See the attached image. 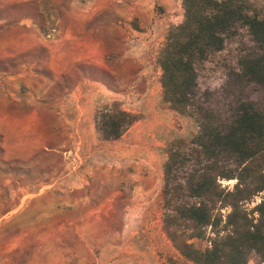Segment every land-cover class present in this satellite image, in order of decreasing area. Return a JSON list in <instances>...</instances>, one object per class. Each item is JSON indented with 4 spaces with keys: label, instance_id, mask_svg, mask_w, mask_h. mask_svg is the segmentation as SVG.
Returning <instances> with one entry per match:
<instances>
[{
    "label": "rangeland",
    "instance_id": "374dc122",
    "mask_svg": "<svg viewBox=\"0 0 264 264\" xmlns=\"http://www.w3.org/2000/svg\"><path fill=\"white\" fill-rule=\"evenodd\" d=\"M182 21L180 0H0V264H192L161 195L170 145L198 131L162 99L157 59ZM260 52L239 29L197 68L198 102L221 122L239 101L264 107L239 66ZM114 106L136 120L103 141L96 116Z\"/></svg>",
    "mask_w": 264,
    "mask_h": 264
},
{
    "label": "trees",
    "instance_id": "16d2710c",
    "mask_svg": "<svg viewBox=\"0 0 264 264\" xmlns=\"http://www.w3.org/2000/svg\"><path fill=\"white\" fill-rule=\"evenodd\" d=\"M183 21L168 30L157 59L162 99L194 119L198 131L172 143L163 164V222L179 254L192 264H264V107L239 101L230 123L198 102L197 68L239 29L260 48L239 60L241 76L264 89V4L249 0H180ZM114 106L96 116L103 141L135 122ZM219 180H235L232 188ZM261 193L252 209L245 206ZM191 239L206 240L199 249Z\"/></svg>",
    "mask_w": 264,
    "mask_h": 264
}]
</instances>
